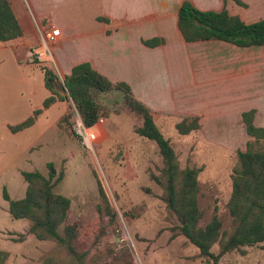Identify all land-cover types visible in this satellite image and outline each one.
I'll list each match as a JSON object with an SVG mask.
<instances>
[{
	"label": "rangeland",
	"instance_id": "rangeland-1",
	"mask_svg": "<svg viewBox=\"0 0 264 264\" xmlns=\"http://www.w3.org/2000/svg\"><path fill=\"white\" fill-rule=\"evenodd\" d=\"M52 1L59 4L61 0ZM34 44V48L38 47L40 38ZM56 45L53 46L54 62H41L30 54L32 61L27 62L54 71L60 79L58 91L64 95V75L57 59L58 47L55 55ZM209 45L200 44L201 56L207 55ZM230 47L221 46L222 49L226 48L228 63L261 64L258 56L263 53L245 52L239 55ZM211 59L213 61L214 57ZM21 69L9 62H2L0 58V97L3 86L12 83L16 76L25 74L27 77L28 70ZM36 76L43 82L41 70L36 69ZM64 103L67 114L71 115L72 102H60L51 107L34 128L13 134L7 125L19 124L21 119L9 117L6 104L0 98V241L19 240L29 230L27 220L15 221L10 218L3 190L6 189L14 198H20L14 192L17 187L15 176L23 182V171L39 170L48 176L52 171L49 165L52 164L55 176L64 172V180L55 187V192L64 194L72 201L69 223L77 222L80 227L81 238L89 252V264H214L212 260L200 258L198 248L185 237H173V222L161 200L162 189L152 180V176L158 175L162 168L157 145L134 132L135 127L141 125V118L127 109L113 114L109 120V140L106 141L107 136L103 137L100 125L97 128V143L94 151H91L85 149L75 137L71 118L67 124L68 131L59 128V119L66 111ZM110 103L113 104V101ZM36 105L40 104L34 103ZM156 117L158 127L171 140L181 167L201 169L199 207L202 219L199 226L205 227L216 212L222 222V232H230L233 221L228 202L232 193V176L238 152L245 151L250 141L244 127L239 120L231 124L228 121V125H222V130H218L223 131L222 134L200 127L189 135H180L175 125L189 115H173L168 119ZM129 159L134 160V166L127 168ZM126 171L132 176V181L124 177ZM94 173L106 192L112 208L111 215L104 210L106 204L99 194ZM113 215L114 219L111 218ZM121 228L129 231L137 253L128 249L117 251L116 231ZM28 238L31 242L15 253L19 258L25 257L26 264L36 254L38 258L33 260V264H40L42 255L53 250L55 243L38 241L30 233L25 240ZM212 252L218 254V245L213 247ZM219 264H264V246L246 248L245 255L240 252L226 254Z\"/></svg>",
	"mask_w": 264,
	"mask_h": 264
},
{
	"label": "crops",
	"instance_id": "crops-1",
	"mask_svg": "<svg viewBox=\"0 0 264 264\" xmlns=\"http://www.w3.org/2000/svg\"><path fill=\"white\" fill-rule=\"evenodd\" d=\"M8 1L23 35L7 43L0 42V58L2 62L26 68L28 74L16 76L12 83L3 86L0 98L9 117L21 119L20 123L35 110L43 109L44 101L51 95L45 79L42 82L36 76V69L41 68L27 61L40 33L52 24L60 30L55 55L58 47L57 59L64 77L74 66L90 63L110 81L128 84L135 97L152 110L155 122L156 116L168 119L173 115H189L199 117L203 129L222 134L223 131H218L222 130L220 126L239 120L247 134L243 114L255 111V126L264 127V66L261 65L264 46L240 48L218 40L187 42L179 29V9L184 1L203 11L226 9L252 24L264 19V0H61L59 4L52 0ZM152 39L165 42L153 48L143 43ZM200 44H210L207 55L201 56ZM222 45L231 46L239 55L263 53L258 56L261 64L228 63L227 47L222 49ZM49 109H44L36 124ZM104 119L101 132L108 141L110 118ZM103 145L100 144L101 150ZM133 162L129 159L126 167L134 166ZM124 177L133 180L129 171ZM16 178L14 192L20 198H11L19 200L26 195L27 183ZM30 242V238L21 243L1 240L0 248L9 252L5 264H26L25 257L19 258L15 252ZM36 258L35 254L29 264Z\"/></svg>",
	"mask_w": 264,
	"mask_h": 264
},
{
	"label": "trees",
	"instance_id": "trees-1",
	"mask_svg": "<svg viewBox=\"0 0 264 264\" xmlns=\"http://www.w3.org/2000/svg\"><path fill=\"white\" fill-rule=\"evenodd\" d=\"M238 3H240L238 1ZM242 4V3H240ZM179 29L187 42L218 40L240 48L264 46V19L245 23L239 16L222 11H203L190 1H184L179 9ZM23 35L20 23L8 0H0V42L7 43ZM163 39L143 41L148 47L164 44ZM44 73L45 87L50 96L44 101L43 109H49L58 101H70L79 111L86 126L91 127L101 118H110L127 109L141 118L142 123L134 129L135 134L157 145L162 159V168L152 180L161 187V200L166 205L173 222V237L183 236L199 250V257L219 264L220 259L233 252L246 254V248L264 246V127L254 124L255 111L245 112L243 121L247 134L253 138L246 151L238 152L237 165L232 176V193L228 210L233 225L230 232H222V222L215 212L211 221L200 227L202 212L199 207L200 168H182L178 154L156 124L152 110L138 100L131 87L124 82H112L90 63H81L64 77L63 91H58L59 77L47 67H40ZM117 99V100H116ZM113 101V104L110 103ZM119 106V107H117ZM43 109L17 125H9L13 133H19L34 126ZM73 118L67 114L58 122L59 128L68 131L67 124ZM180 135H189L200 128L197 117H185L175 125ZM53 170V165H49ZM27 183L24 198L14 200L6 189L3 198L9 204L12 220L29 222L28 232L38 241L54 242L55 247L42 255V264H89V252L81 238L77 222L69 223L72 201L55 192V187L64 180V172L58 176H45L39 170L23 171ZM97 179L98 190L105 202V211L112 214V208L101 181ZM99 210L102 212V208ZM114 219V215L111 217ZM26 239L22 235L15 242ZM218 245L219 252L212 249ZM9 252L0 248V264H5Z\"/></svg>",
	"mask_w": 264,
	"mask_h": 264
},
{
	"label": "built area",
	"instance_id": "built-area-1",
	"mask_svg": "<svg viewBox=\"0 0 264 264\" xmlns=\"http://www.w3.org/2000/svg\"><path fill=\"white\" fill-rule=\"evenodd\" d=\"M60 37V30L54 27L52 24L48 28L40 33V45L33 48L30 51V56L36 57L41 62L53 61L54 62V52L53 46L57 44ZM73 122L72 129L75 137L78 139L80 144L87 150L94 151L95 145L98 140L97 128L105 123V119L101 118L93 126L88 127L85 125L81 114L74 107L73 103ZM116 249L117 251L130 250L134 253L136 252V246L130 233L126 228H121L116 231ZM136 264V263H135ZM138 264V263H137Z\"/></svg>",
	"mask_w": 264,
	"mask_h": 264
},
{
	"label": "water",
	"instance_id": "water-1",
	"mask_svg": "<svg viewBox=\"0 0 264 264\" xmlns=\"http://www.w3.org/2000/svg\"><path fill=\"white\" fill-rule=\"evenodd\" d=\"M52 174H53V175L56 174V171H55V170H52Z\"/></svg>",
	"mask_w": 264,
	"mask_h": 264
}]
</instances>
